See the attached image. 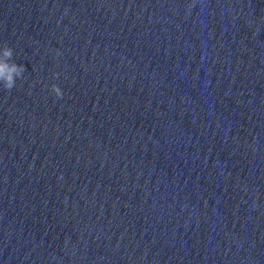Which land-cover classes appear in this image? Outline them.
Listing matches in <instances>:
<instances>
[{
  "label": "water",
  "instance_id": "obj_1",
  "mask_svg": "<svg viewBox=\"0 0 264 264\" xmlns=\"http://www.w3.org/2000/svg\"><path fill=\"white\" fill-rule=\"evenodd\" d=\"M5 44L0 264H264V0H0Z\"/></svg>",
  "mask_w": 264,
  "mask_h": 264
},
{
  "label": "clouds",
  "instance_id": "obj_2",
  "mask_svg": "<svg viewBox=\"0 0 264 264\" xmlns=\"http://www.w3.org/2000/svg\"><path fill=\"white\" fill-rule=\"evenodd\" d=\"M24 72L25 68L13 61V49L7 44L0 48V85L3 89L11 92L16 87V81L23 79ZM50 91L57 99H63V92L58 85H51Z\"/></svg>",
  "mask_w": 264,
  "mask_h": 264
}]
</instances>
